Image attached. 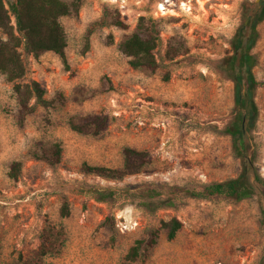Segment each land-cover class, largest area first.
Segmentation results:
<instances>
[{
  "label": "rangeland",
  "instance_id": "obj_1",
  "mask_svg": "<svg viewBox=\"0 0 264 264\" xmlns=\"http://www.w3.org/2000/svg\"><path fill=\"white\" fill-rule=\"evenodd\" d=\"M67 1L80 4L61 18L68 67L53 52L35 57L20 47L27 66L21 81H39L54 104L22 116L14 82L0 71V264L35 255L51 224L62 225L63 235L46 264H122L152 227L159 229L157 243L136 264H264L262 188L238 202L185 196L155 214L126 199L147 183H205L243 171L223 128L246 109L236 106L235 81L221 59L246 21L244 2L260 0ZM142 18L154 20L161 35L155 68L132 67L123 51ZM257 30L252 72L264 81V18ZM253 99L258 114L246 157L250 172L264 179V86ZM88 114L108 116L101 134L71 128L72 119ZM56 143L58 164L35 157ZM126 146L149 152L151 163L140 174L115 180L83 171L84 163L121 167ZM95 190H113L114 197L100 201ZM174 217L182 227L169 239L161 222Z\"/></svg>",
  "mask_w": 264,
  "mask_h": 264
},
{
  "label": "trees",
  "instance_id": "obj_2",
  "mask_svg": "<svg viewBox=\"0 0 264 264\" xmlns=\"http://www.w3.org/2000/svg\"><path fill=\"white\" fill-rule=\"evenodd\" d=\"M7 3L9 7H7ZM80 4L67 0H0V32L6 34L4 39L0 35V71L7 80L14 82V90L20 105V114L25 116L35 111L38 105L51 107L53 100L46 97V88L39 81L22 82L27 66L23 60L20 47L26 54L35 57L45 52L57 54L68 67L66 54L67 36L61 22L63 16L77 13ZM246 21L242 28L231 40L232 53L221 59V64L229 71L235 81L236 106L246 109L245 113L238 115L223 129L230 134L233 140V149L237 157L241 158L243 171L236 177L221 181L193 183L187 181L180 185L147 183L138 192H127L126 199L138 201L148 212L155 214L158 210L173 207L177 201L185 196L196 199L212 200L224 199L228 202H238L252 196L261 194L264 189V179L260 174L250 172L251 163L246 157L248 134L255 127L258 108L253 99L254 89L264 86V81H258L252 68L257 64V55L252 52L259 33L257 24L264 18V0L257 3L244 2ZM12 17L15 22H12ZM142 18L139 30L129 34L123 41V51L130 57V64L134 68H155V49L159 44L161 35L154 20L144 22ZM115 23L124 27L125 24L117 19ZM109 118L102 114H88L70 121L73 130L79 133L101 134L107 127ZM62 148L54 144L51 148H41L36 151L35 157L56 165L61 160ZM151 163L148 151L126 146L123 150V164L121 167H108L84 163L82 169L88 174H95L108 179L121 180L126 176L140 174ZM20 173V162H14L10 177L17 179ZM98 200L105 201L114 197L113 190H95ZM63 217L69 215V206L65 202L61 209ZM161 227L167 230V237L173 239L182 227L176 217L169 221H162ZM63 226L57 228L49 225L43 234L40 250L35 255L24 258L19 256L13 264H46L45 257L61 245ZM159 229L150 228L146 236L137 239L130 246L122 264H136L147 250L153 247L158 240Z\"/></svg>",
  "mask_w": 264,
  "mask_h": 264
},
{
  "label": "bare ground",
  "instance_id": "obj_3",
  "mask_svg": "<svg viewBox=\"0 0 264 264\" xmlns=\"http://www.w3.org/2000/svg\"><path fill=\"white\" fill-rule=\"evenodd\" d=\"M162 6V5H161Z\"/></svg>",
  "mask_w": 264,
  "mask_h": 264
}]
</instances>
